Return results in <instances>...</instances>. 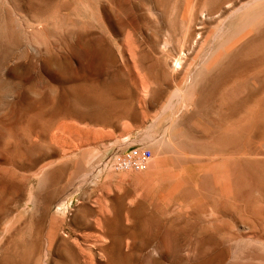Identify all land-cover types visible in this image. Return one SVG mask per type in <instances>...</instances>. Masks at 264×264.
Returning a JSON list of instances; mask_svg holds the SVG:
<instances>
[{
    "label": "rangeland",
    "instance_id": "obj_1",
    "mask_svg": "<svg viewBox=\"0 0 264 264\" xmlns=\"http://www.w3.org/2000/svg\"><path fill=\"white\" fill-rule=\"evenodd\" d=\"M196 1L0 0V264H264V0Z\"/></svg>",
    "mask_w": 264,
    "mask_h": 264
},
{
    "label": "built area",
    "instance_id": "obj_2",
    "mask_svg": "<svg viewBox=\"0 0 264 264\" xmlns=\"http://www.w3.org/2000/svg\"><path fill=\"white\" fill-rule=\"evenodd\" d=\"M152 158L151 152L140 147H131L112 156L105 164L107 169L116 174L142 173L148 168Z\"/></svg>",
    "mask_w": 264,
    "mask_h": 264
},
{
    "label": "bare ground",
    "instance_id": "obj_3",
    "mask_svg": "<svg viewBox=\"0 0 264 264\" xmlns=\"http://www.w3.org/2000/svg\"><path fill=\"white\" fill-rule=\"evenodd\" d=\"M258 1V0H257ZM8 2V1H7ZM13 2V1H12ZM195 2H197L196 0H195ZM199 2V1H198ZM201 2V1H200ZM259 2V1H258ZM9 3V2H8ZM11 3V2H10ZM188 3V2H187ZM12 4V3H11ZM14 4V3H13ZM12 4V5H13ZM196 4V3H195ZM199 4H201V3H199ZM198 5V4H197ZM197 5H195L196 6V8H197ZM18 5H16V7H17ZM194 6V7H195ZM12 7V6H11ZM193 7V6H192ZM248 8V7H247ZM246 8V9H247ZM201 9V8H200ZM239 9H241V8H239ZM238 9V10H239ZM249 9V8H248ZM192 10V9H191ZM237 10V11H238ZM236 11V12H237ZM192 12V11H191ZM15 13V12H14ZM193 14H196L195 12L193 13ZM193 14H192V16H193ZM202 14V13H201ZM205 15V14H204ZM201 16V15H200ZM10 17V16H9ZM195 17H196V15H195ZM194 17V18H195ZM202 17V16H201ZM193 18V17H192ZM203 18V17H202ZM205 18V17H204ZM210 18V17H209ZM196 19V18H195ZM195 19H193V20H195ZM10 20H11V18H10ZM192 20V21H193ZM203 20H205V19H203ZM27 21V20H26ZM37 21V20H36ZM7 22V21H6ZM21 24H23V23H21ZM10 25H11V23H10ZM41 26V25H40ZM43 26V25H42ZM12 27V26H11ZM8 28V27H7ZM39 28V27H38ZM37 28V29H38ZM27 29V28H26ZM35 29V28H34ZM43 29V28H42ZM4 30V29H3ZM29 30V29H28ZM13 31V30H12ZM21 31V30H20ZM35 31V30H34ZM38 31H40V28L38 29ZM41 31H43V30H41ZM18 32V31H17ZM16 32V33H17ZM1 33V32H0ZM46 33V32H45ZM44 33V35H45V37H47V35ZM8 34V33H7ZM10 34V33H9ZM36 34V33H35ZM7 36V35H6ZM11 36H13L12 34H11ZM171 36V35H170ZM8 37V36H7ZM39 37H40V34H39ZM188 37H189V34H188ZM199 37H200V35H199ZM42 38V37H41ZM186 38V37H185ZM13 40V39H12ZM45 42V41H44ZM171 45V44H170ZM47 49V48H46ZM36 52V51H35ZM184 53V52H183ZM40 54V53H39ZM45 54V53H44ZM180 54H182V53H180ZM38 55V54H37ZM188 55V54H187ZM180 56V55H179ZM183 54H182V58H183ZM37 57V56H36ZM45 59V58H44ZM178 59V58H177ZM46 60V59H45ZM183 60V59H182ZM213 60V59H212ZM180 61H181V58H180ZM179 61V59H178V62L179 63H182V61L180 62ZM185 61V60H184ZM176 62V61H175ZM178 62H176V68H178ZM180 66H182V65H180ZM174 69V68H173ZM179 69H181V68H179ZM175 70H177V69H175ZM179 71V70H178ZM177 72V71H176ZM37 94V93H36ZM196 98V97H195ZM151 161V160H150ZM149 166V165H148ZM145 172V171H144ZM134 216H135V218H136V214L134 213ZM87 222V221H86ZM128 222V221H127ZM129 223V222H128ZM128 223H127V225L126 226H129L128 225ZM123 225V224H122ZM125 226V225H124ZM140 228V227H139ZM129 233H130V231L129 230H126V229H120L119 231H114V229H110V235H111V241L109 242L110 243V245H109V247H108V249L110 250V251H112L117 245H119V244H121V243H123L124 242V240H125V238L129 235ZM156 235V234H155ZM155 235H154V237H155ZM157 236H159V235H157ZM154 237L152 238V239H154ZM137 240V239H136ZM149 240V239H148ZM156 240V239H155ZM159 239H157V241H158ZM156 241V242H157ZM155 242V241H154ZM158 242H160V241H158ZM161 243V242H160ZM156 244V243H155ZM166 244V243H165ZM144 245V244H143ZM141 246V245H140ZM151 246V245H150ZM162 248V247H161ZM157 249V248H156ZM170 249V248H169ZM153 250V249H152ZM153 251H155V249L153 250ZM157 251H159L158 249H157ZM163 251V250H162ZM161 251V252H162ZM168 250H166V252H167ZM13 252V251H12ZM11 252V253H12ZM164 252V251H163ZM155 253H156V251H155ZM14 254V253H13ZM158 254V253H157ZM157 254H155V255H157ZM168 253H166V255H167ZM243 254V253H242ZM11 255V254H10ZM158 255H160V251H159V254ZM169 255V254H168ZM132 256H133V254H132ZM153 257H154V255H152ZM164 256V255H163ZM11 257H12V255H11ZM28 257V256H27ZM1 258V257H0ZM36 258V257H35ZM159 258V257H158ZM167 258H169V257H167ZM73 259V258H72ZM76 259V258H75ZM160 259V258H159ZM37 260V259H36ZM79 261H81V259L79 260ZM167 261V260H166ZM107 262V261H106ZM87 263H89L88 261H87ZM30 264V263H29ZM78 264V263H77ZM85 264V263H84ZM107 264H113L111 261H109Z\"/></svg>",
    "mask_w": 264,
    "mask_h": 264
}]
</instances>
